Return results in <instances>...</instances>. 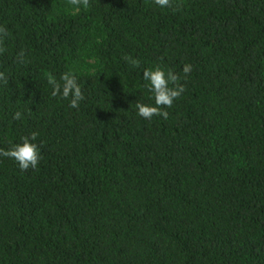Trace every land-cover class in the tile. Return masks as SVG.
<instances>
[{"label":"trees","instance_id":"1","mask_svg":"<svg viewBox=\"0 0 264 264\" xmlns=\"http://www.w3.org/2000/svg\"><path fill=\"white\" fill-rule=\"evenodd\" d=\"M0 26V149L42 154L0 158V264H264V0H0ZM155 66L185 91L145 120Z\"/></svg>","mask_w":264,"mask_h":264},{"label":"clouds","instance_id":"2","mask_svg":"<svg viewBox=\"0 0 264 264\" xmlns=\"http://www.w3.org/2000/svg\"><path fill=\"white\" fill-rule=\"evenodd\" d=\"M74 3H82L87 6L88 0H73ZM154 3L160 8L171 6V0H154ZM8 36L7 29L0 26V41ZM5 49L0 47V53ZM24 53H20L21 62H23ZM129 59L134 67L138 66L139 61ZM192 70L191 64H185L183 74L186 77ZM143 80L147 82L146 87L153 95L154 103H137V114L145 120H151L153 117L160 116L168 118V111L174 102L184 93L185 87L179 83L181 77L171 70H166L161 66L145 69L142 73ZM0 82H7L4 73H0ZM47 84L50 86V95L68 101L71 109L79 110L81 103L85 100L83 85L78 75L72 71L64 72L59 79L49 76ZM22 113L16 111L13 119L20 120ZM38 132L33 131L30 135L21 137L19 142L13 143L7 149H0V158H7L15 162L18 168L23 172L30 168L35 169L39 166L42 159L40 146L35 142Z\"/></svg>","mask_w":264,"mask_h":264}]
</instances>
